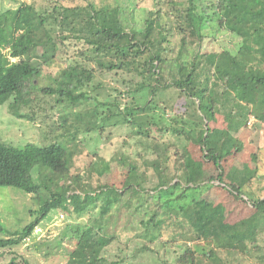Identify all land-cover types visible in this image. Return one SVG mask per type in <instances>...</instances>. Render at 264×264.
Here are the masks:
<instances>
[{
  "label": "trees",
  "instance_id": "16d2710c",
  "mask_svg": "<svg viewBox=\"0 0 264 264\" xmlns=\"http://www.w3.org/2000/svg\"><path fill=\"white\" fill-rule=\"evenodd\" d=\"M123 14L121 4L96 0L23 1L0 11V105L8 102L14 116L34 119L22 109L37 93L57 104L94 100L100 139L107 123L128 124V136L142 148L137 157H119L127 170L117 182L109 180L114 159L87 152L78 129L67 131L63 143L0 141V186L40 202L21 230H6L0 220V261L10 256L5 264H32L14 247L59 209L89 216L78 223L66 264H139L132 260L146 252L153 264H264V197L248 183L264 178V0H153L141 29L125 25ZM218 33L234 45L204 50V40ZM60 55L66 65L41 87L36 82L45 65ZM110 75L111 99L101 100ZM239 126L263 131L254 136L253 176L228 168L227 160L247 145ZM188 144L212 162L208 180L195 173ZM86 153L87 167L75 170ZM43 170L61 188H50ZM234 201L248 210L230 219ZM123 209L139 220L140 243L130 253L129 238L115 254L111 218Z\"/></svg>",
  "mask_w": 264,
  "mask_h": 264
},
{
  "label": "rangeland",
  "instance_id": "374dc122",
  "mask_svg": "<svg viewBox=\"0 0 264 264\" xmlns=\"http://www.w3.org/2000/svg\"><path fill=\"white\" fill-rule=\"evenodd\" d=\"M23 1H37L40 4L43 0H0V11L16 8ZM73 1L76 2L78 0ZM96 1L98 3L110 1L115 5L117 3L121 4L124 11L123 18L125 19V25L127 24L129 27L137 29L143 28L142 24L148 16V11L153 7V0ZM234 43L235 41L232 40L230 35L218 33L215 38H206L203 42V48L204 50L220 51L227 45H234ZM65 65L66 56L64 55L62 57L60 55L56 58L53 65H45L42 77L36 83H40L39 85L41 87L48 84L52 85L54 79L59 76L61 68ZM113 77V75H110L106 78L107 80L100 78L106 81L105 90H100L101 95L99 98L101 100L106 98L111 99L109 93H113L111 87L115 84L112 80ZM36 92H39V88L36 89ZM37 95L38 97L33 100L31 105L23 107L22 109L24 113L32 114L34 119L14 116L9 110L8 102L0 105V141L17 146H25L28 143L38 145H48L52 142L63 143L67 138V131L78 129V136L83 140L85 148H87L86 151L88 150L92 153L95 149H98L97 152L102 156L114 159V169L109 176V180L120 181L127 169L122 160H119V157H137L142 150L136 138H130L128 136L129 131H131V126L128 124L111 125V122L107 123L106 125L108 127L102 133L103 140H101L98 129V125L101 122L94 115L96 110V102L94 100L80 102L75 105H71L69 102L57 104L54 98L49 96L43 97L41 93H37ZM52 119L57 120L61 126L57 127L53 125ZM258 124L261 126L260 121H258ZM88 128L91 130L86 132ZM239 128L242 130L241 126ZM240 130L239 135H242L241 138L244 142H247V145L242 152L227 160L229 164L228 168L231 169L232 166H238L242 174H246V177L251 174L253 176L254 165L258 164L257 159H254L257 146L254 136L261 134V132L263 133V131H261V128L253 132L250 130L246 132ZM165 140L172 143L176 141L170 135H167ZM261 145H263L264 149V133L262 135ZM188 148L193 161V168L196 169L195 173L198 174L199 180H208L214 174L212 162L203 158V152L200 146L188 144ZM91 158L90 153H86L81 160L74 163V169L77 171L84 170ZM263 158L264 156H261L260 164H262ZM37 172L35 169L32 171L35 179H38ZM237 175H240V173ZM41 176L50 188H61L62 183L55 182L52 173L48 170H43ZM248 183L257 195L264 197V178L252 177ZM45 194L47 195L48 193L44 191L43 195L46 196ZM39 203L34 195L28 194L22 189L13 186H0V220L5 229L21 230L32 218L29 210L31 208L37 209ZM232 205L234 206V210L230 215V219L248 210V206L243 202L239 203L234 201ZM61 214H64L65 217H62ZM88 218L89 216H84L78 219L75 215L69 217L67 213L59 209H53L42 220L32 237L21 245L14 247V250L21 252L32 264H66L68 255L76 246V237L78 234L75 233V230L77 229L78 223L87 222ZM111 224V229H114L113 233L117 234V238L112 247L113 253H119L120 247L124 245L123 242L129 238L133 240L129 243L131 248L130 253H132L134 246L140 243L139 239L134 237V226L137 228L140 227L137 217L123 209L120 212H116L113 218H111ZM1 234L3 235L0 232V236ZM119 238L122 240H119ZM151 257L152 253L146 252L140 255L138 259L132 261L139 264H153L150 259ZM10 258V256H7L0 261V264L7 263Z\"/></svg>",
  "mask_w": 264,
  "mask_h": 264
},
{
  "label": "built area",
  "instance_id": "2783aa9c",
  "mask_svg": "<svg viewBox=\"0 0 264 264\" xmlns=\"http://www.w3.org/2000/svg\"><path fill=\"white\" fill-rule=\"evenodd\" d=\"M62 217H65L64 214H61Z\"/></svg>",
  "mask_w": 264,
  "mask_h": 264
}]
</instances>
